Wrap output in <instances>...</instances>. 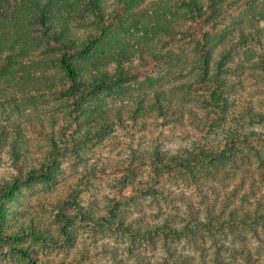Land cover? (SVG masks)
<instances>
[{
    "label": "rangeland",
    "instance_id": "obj_1",
    "mask_svg": "<svg viewBox=\"0 0 264 264\" xmlns=\"http://www.w3.org/2000/svg\"><path fill=\"white\" fill-rule=\"evenodd\" d=\"M113 1L108 0L112 8ZM235 20H227L226 29L235 28L230 38H237L236 29L242 26L233 24ZM258 24L244 26L261 34L263 44L233 53L228 64L239 63L243 72L223 73L236 109L249 105L264 111V71L259 66L264 61V19ZM135 25L139 27L134 23L131 31ZM77 30L83 34L87 29ZM138 39L122 31L117 43L136 64L141 52L156 49L174 50L186 59L180 61L178 54L171 61L153 63L146 73L86 95L77 105L60 89L29 88L17 92L16 100L0 104V264H247V256H252V264H264V225L240 221L233 231L214 229V234L206 227L210 213L238 206L235 212L245 213L262 198L264 188L252 189L241 169L262 170L251 146L243 145L236 163L220 159L198 164L195 177L174 170L156 184L155 194L140 193L136 185L120 191L115 183L139 153L146 155L145 161L134 164L146 175L152 173L148 157L156 158L157 150L165 158L183 154L199 134L196 124L203 125L191 120L190 110L206 116L204 97L192 81L198 72L191 61L192 47L182 41L167 43L165 35L150 42ZM30 70L43 78L59 76L50 61ZM161 88L166 116L154 103ZM140 97L144 100L139 111ZM231 113L221 122L224 130L233 123ZM88 122H98L97 129L79 140ZM223 129L208 141L224 142ZM246 129L264 132V122L248 123ZM251 138L264 157V143ZM33 168L45 175L30 176ZM208 169L233 175L220 181L206 176ZM169 220L194 231L168 238L139 235V228ZM199 221L204 225L196 226Z\"/></svg>",
    "mask_w": 264,
    "mask_h": 264
},
{
    "label": "trees",
    "instance_id": "obj_2",
    "mask_svg": "<svg viewBox=\"0 0 264 264\" xmlns=\"http://www.w3.org/2000/svg\"><path fill=\"white\" fill-rule=\"evenodd\" d=\"M113 3L114 8L108 0H0V104L16 100L17 92L29 88L34 92L60 89L77 105L86 95L120 86L131 77L146 73V67L153 66V63L171 61L181 54L174 50L165 53L159 49L145 51L139 56L140 64H136L130 53L118 48L122 31L139 38V43L165 35L167 43L182 41L192 47L194 60L191 61L198 68L192 81L196 92L204 97L206 116L190 110L192 121L203 122L200 128H197L198 124L195 126L199 134L193 144L185 148L183 154H172L168 158L159 155L157 150L156 158L148 157L152 162V173L146 175L144 169L138 170L135 166L138 161L144 163V153L133 157V161L127 163L129 172L115 179L120 191L136 185L140 193L151 191L155 194L156 184L174 170L195 177L196 167L202 162L214 164L220 159H230L236 163L234 158L243 153V145L251 146L258 166L262 167L260 172L252 167H242L243 174L251 180L252 189H263L264 157L251 137L264 143V132L250 131L246 126L253 122L263 123L264 111H257L249 105L246 109L234 108L227 96L229 86L223 73L243 72V68L239 70V63L236 66L228 64L233 53L252 50L249 45L263 44L262 35L246 30L244 24L254 28L259 26V21L264 19V0H115ZM230 17L236 19L233 24L242 25L236 29L237 38L229 37L234 36L231 33L235 28L226 29ZM134 23L139 27L135 25L131 31ZM81 27L87 29L83 34L77 30ZM184 58V54L179 56L180 61ZM49 61L56 66L58 78L56 75L43 78L30 70ZM259 66L264 71V61H260ZM148 78L152 79L151 76ZM162 89L158 90L154 103L161 115L166 116L168 107L160 102ZM143 100L140 97L139 111L143 109ZM231 110L234 112L231 115L233 123L229 130H224L221 122L227 120ZM96 125L88 122L86 135L81 133L79 140L91 136ZM221 129L225 141L218 145L210 143L208 136ZM29 174L45 175L41 168H33ZM205 175L223 181L233 172L208 169ZM235 210L222 208L210 213L206 223L209 232L214 234V229L233 231L240 221L264 225V194L257 199L252 210L245 213ZM171 221L148 224L145 229L139 228V235L168 238L194 231L188 225L177 226ZM199 224L204 225V222L195 225ZM247 259V264L254 261L252 256Z\"/></svg>",
    "mask_w": 264,
    "mask_h": 264
}]
</instances>
